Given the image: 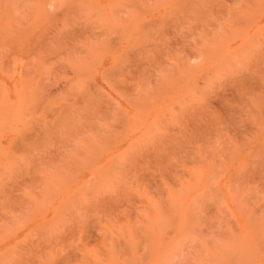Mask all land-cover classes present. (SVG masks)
<instances>
[{"label": "rangeland", "instance_id": "obj_1", "mask_svg": "<svg viewBox=\"0 0 264 264\" xmlns=\"http://www.w3.org/2000/svg\"><path fill=\"white\" fill-rule=\"evenodd\" d=\"M0 264H264V0H0Z\"/></svg>", "mask_w": 264, "mask_h": 264}]
</instances>
